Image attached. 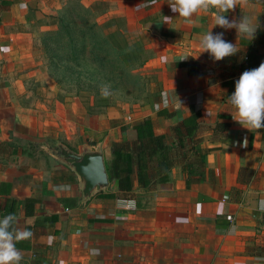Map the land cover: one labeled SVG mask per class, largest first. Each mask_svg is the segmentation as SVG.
Wrapping results in <instances>:
<instances>
[{
  "label": "crops",
  "instance_id": "1",
  "mask_svg": "<svg viewBox=\"0 0 264 264\" xmlns=\"http://www.w3.org/2000/svg\"><path fill=\"white\" fill-rule=\"evenodd\" d=\"M68 1L102 8L99 24L120 28L122 21L125 35L151 53L137 71L155 78L144 95L106 108L92 129L82 123L79 103L58 100L42 46L53 25H35ZM214 15L185 23L167 0H18L0 10V218L12 214L16 230L31 233L16 242L19 264H264V137L234 121L229 102L234 79L252 63L247 55L264 58V0H247L227 14L258 23L253 40L215 27ZM163 16L172 19L165 23ZM210 31L239 51L218 62L201 54L199 41ZM191 112L200 115L199 147L210 149L197 183L187 184L181 163L151 188L135 184L126 197L111 198L117 186L108 180L84 200L78 177L53 153L57 144L76 153L100 144L106 169L112 143L134 142L133 127L144 119L175 144L171 129Z\"/></svg>",
  "mask_w": 264,
  "mask_h": 264
},
{
  "label": "trees",
  "instance_id": "2",
  "mask_svg": "<svg viewBox=\"0 0 264 264\" xmlns=\"http://www.w3.org/2000/svg\"><path fill=\"white\" fill-rule=\"evenodd\" d=\"M17 1L0 0V10ZM100 14L99 9L85 8L75 1L63 5L56 15L53 24L55 29L42 37L44 53L49 60L48 67L55 66L56 71L60 68L70 73L79 68L88 74L94 72L107 81H117V84L123 82V85L127 83L130 90L139 91L141 87L136 71L147 61V57L143 56L145 51L142 44L130 40L115 23L99 24L96 19ZM115 26L116 30L113 31ZM163 35L171 36L173 32ZM65 59L72 66H64ZM87 61L92 70L88 68ZM249 61L252 63L246 70L257 68L264 58L257 59L248 54ZM58 84L61 81L58 80ZM199 117V113L191 112L172 127L175 144H168L163 136L155 135L149 118L133 127L137 136L134 142H113L106 171L109 182L117 186V193L107 196L122 198L133 190L135 184L147 189L155 183L166 182L169 170L181 163L187 184L199 182L203 178L205 158L210 151L199 147ZM216 127L225 131L228 125L217 124ZM258 131L264 137V128ZM262 218L264 223V214Z\"/></svg>",
  "mask_w": 264,
  "mask_h": 264
},
{
  "label": "clouds",
  "instance_id": "3",
  "mask_svg": "<svg viewBox=\"0 0 264 264\" xmlns=\"http://www.w3.org/2000/svg\"><path fill=\"white\" fill-rule=\"evenodd\" d=\"M155 2L156 0H153V3ZM246 3L247 0H167L171 11L178 13V17L185 23H191L196 14H207L214 10L215 27L224 30L235 29L237 37L253 40L259 27L258 23L254 24L244 16L239 20L231 21L227 18L230 11ZM171 19L163 16L165 23ZM199 48L201 54L208 53L217 62L239 51L236 44L227 42L223 38V33L213 35L212 31L203 35L199 41ZM229 102L235 109V114L232 115L234 121L242 127L249 131L264 128V63L258 68L242 73L235 84V92L229 96ZM179 103L182 105L180 101ZM246 144L245 139L244 146ZM261 210H264V202L261 204ZM15 223L16 218L12 214L0 218V264H19L22 257L16 248V242L31 237L29 231L16 230Z\"/></svg>",
  "mask_w": 264,
  "mask_h": 264
},
{
  "label": "rangeland",
  "instance_id": "4",
  "mask_svg": "<svg viewBox=\"0 0 264 264\" xmlns=\"http://www.w3.org/2000/svg\"><path fill=\"white\" fill-rule=\"evenodd\" d=\"M102 8H99V10ZM57 15V14H56ZM56 15H52L50 17H43L40 20L35 21V25H42V24H54L56 22L55 18ZM118 25L122 29V21H118ZM53 30L55 29V26H52ZM46 56V55H45ZM144 57L149 58L151 56V53L145 51L143 53ZM66 60V59H65ZM47 65L49 66V60L46 56ZM55 62L56 59H55ZM86 64L88 65V68L92 70V66H90V63L87 61ZM64 66H72L71 63H68V60L65 61ZM49 73L53 77H59V81H61V84L58 85V94L57 98L59 101H64L66 98H70L72 101L79 103L81 108L85 112L84 120H82V123L87 124V121H89V128L92 129V126H97L98 117L100 114H102L106 108L110 106H114L117 103L121 102H136L139 97L143 96L145 93V83L152 84V82L155 80L153 75H150L146 79L145 77L138 74V70L136 73L139 75V86L141 87L140 90H130L128 88L127 83L123 85V82L120 84H117V81H107L106 79H102L98 77L94 72L91 74H88L86 71H83L82 69H73L74 73L67 72L65 69L57 68L56 71L55 66H50ZM55 71V72H54ZM55 75V76H54ZM116 83V84H115ZM119 83V82H118ZM97 84V86L95 85ZM115 84V85H114ZM144 88V89H143ZM151 89V95L155 92V86H150ZM109 103V105L106 107L105 105ZM101 128V127H100ZM103 134V131L100 130L99 136ZM90 137V136H89ZM98 137H91L92 141L94 142L97 140ZM83 144L88 142V138H85L83 141ZM56 141L52 142V146H55ZM89 144V143H88ZM81 145L79 144V147L76 148V150L80 151ZM56 148V147H54Z\"/></svg>",
  "mask_w": 264,
  "mask_h": 264
},
{
  "label": "water",
  "instance_id": "5",
  "mask_svg": "<svg viewBox=\"0 0 264 264\" xmlns=\"http://www.w3.org/2000/svg\"><path fill=\"white\" fill-rule=\"evenodd\" d=\"M57 147L59 151L54 150V155L76 174L84 200L108 187V176L100 144L90 147L85 145L80 153L61 144H57Z\"/></svg>",
  "mask_w": 264,
  "mask_h": 264
},
{
  "label": "built area",
  "instance_id": "6",
  "mask_svg": "<svg viewBox=\"0 0 264 264\" xmlns=\"http://www.w3.org/2000/svg\"><path fill=\"white\" fill-rule=\"evenodd\" d=\"M234 81L236 82L237 80H236V79H234ZM228 219L230 220L231 218H230V217H228Z\"/></svg>",
  "mask_w": 264,
  "mask_h": 264
}]
</instances>
